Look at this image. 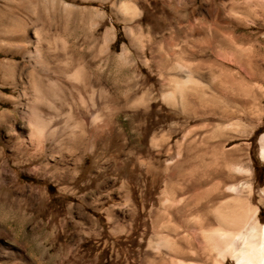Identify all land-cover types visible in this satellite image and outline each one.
Returning a JSON list of instances; mask_svg holds the SVG:
<instances>
[{"label": "rangeland", "instance_id": "374dc122", "mask_svg": "<svg viewBox=\"0 0 264 264\" xmlns=\"http://www.w3.org/2000/svg\"><path fill=\"white\" fill-rule=\"evenodd\" d=\"M262 144L264 0H0V264H235Z\"/></svg>", "mask_w": 264, "mask_h": 264}, {"label": "bare ground", "instance_id": "6f19581e", "mask_svg": "<svg viewBox=\"0 0 264 264\" xmlns=\"http://www.w3.org/2000/svg\"><path fill=\"white\" fill-rule=\"evenodd\" d=\"M260 156L264 159V144L261 146ZM232 191L235 193L233 198L219 203L214 212L211 211L217 224L215 226L214 223L203 230V242L207 243L209 251L216 253L217 260L223 261L225 256L229 255L234 259L235 264H264V224L256 221L257 208L250 207V202L248 204L246 200L241 199L237 195L238 190L233 188ZM261 195L264 196V188L261 190ZM204 222L209 220L205 219L202 223ZM164 240L172 247L175 246L173 249L177 257L196 255L191 249L185 251L177 241L167 237ZM180 264L195 263L181 260Z\"/></svg>", "mask_w": 264, "mask_h": 264}, {"label": "crops", "instance_id": "0c3cea01", "mask_svg": "<svg viewBox=\"0 0 264 264\" xmlns=\"http://www.w3.org/2000/svg\"><path fill=\"white\" fill-rule=\"evenodd\" d=\"M24 248H26V247H24Z\"/></svg>", "mask_w": 264, "mask_h": 264}]
</instances>
